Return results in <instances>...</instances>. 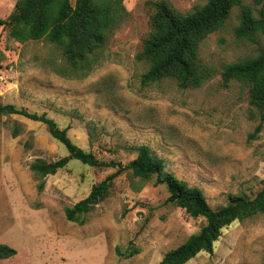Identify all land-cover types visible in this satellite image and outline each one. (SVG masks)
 Returning a JSON list of instances; mask_svg holds the SVG:
<instances>
[{"label":"rangeland","instance_id":"rangeland-1","mask_svg":"<svg viewBox=\"0 0 264 264\" xmlns=\"http://www.w3.org/2000/svg\"><path fill=\"white\" fill-rule=\"evenodd\" d=\"M157 1H123L125 18L82 77L62 76L46 63L52 58L70 66L55 45L21 43L1 26L0 102L46 113L102 161L126 165L137 155L129 147L147 144L166 160L168 171L200 187L214 208L226 204L229 194L253 197L264 188V124L251 138L260 119L248 87L238 80L225 83L222 71L226 64L254 57L264 47V34L254 42L237 37L241 9L234 7L223 27L200 46V58L212 70L200 87L180 88L171 79L144 84L148 65L138 53L152 31ZM168 1L189 12L207 0ZM16 2L0 0V19ZM242 2L258 14L261 5ZM14 124L20 125L15 137ZM67 154L45 123L19 114L0 118V243L17 249L0 264H160L166 252L206 222L168 203L164 184L129 169L115 177L109 195L86 214L84 224L70 221L66 209L116 169L76 159L46 176L30 169L37 159ZM185 264H264V213L234 221L212 253L201 252Z\"/></svg>","mask_w":264,"mask_h":264},{"label":"trees","instance_id":"trees-1","mask_svg":"<svg viewBox=\"0 0 264 264\" xmlns=\"http://www.w3.org/2000/svg\"><path fill=\"white\" fill-rule=\"evenodd\" d=\"M124 0H17L13 12L0 19V27L9 29L11 38L25 43L44 40L62 50L69 67L57 64L52 58L46 63L62 76L82 77L94 67L105 45L108 34L125 18ZM261 5L258 14L242 0H207L189 12L176 9L168 0L154 4L152 31L144 40L138 59L148 65L142 75L144 84L174 80L180 88H197L211 76L212 70L200 58V46L209 34L219 30L229 19L234 7H240V22L235 28L239 38L254 42L259 33L264 34V0H254ZM225 83L238 80L248 87L250 104L260 121L251 138L257 136L264 124V47L247 60L226 64L222 71ZM13 114L43 122L50 134L60 141L67 155L53 161L37 159L30 169L38 175L55 174L72 159L93 167H111L116 171L93 185L89 194L66 209L70 221L84 224L86 214L105 199L114 179L124 170L143 179H155L164 184L169 196L167 202L185 209L194 218L202 217L205 224L191 234L182 244L166 252L160 264H185L201 252L212 253L223 229L236 220L264 213V188L253 197L246 193L229 194L228 202L218 208L210 205L204 191L167 170L166 160L158 156L147 144L131 146L137 155L128 164L120 161H102L96 155L74 143L68 128H61L46 113L30 112L11 103L0 102V118ZM20 125L14 124L12 135L18 136ZM43 188V184L40 185ZM117 251L120 253V249ZM135 253V252H134ZM17 254V249L0 243V259ZM121 254V253H120ZM128 253L126 257L132 256Z\"/></svg>","mask_w":264,"mask_h":264}]
</instances>
